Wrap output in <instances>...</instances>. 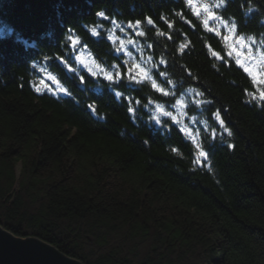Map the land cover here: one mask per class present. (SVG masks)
I'll use <instances>...</instances> for the list:
<instances>
[{
  "label": "trees",
  "instance_id": "trees-1",
  "mask_svg": "<svg viewBox=\"0 0 264 264\" xmlns=\"http://www.w3.org/2000/svg\"><path fill=\"white\" fill-rule=\"evenodd\" d=\"M214 2L264 52V0ZM204 21L184 0H0L3 229L81 264H264V101L248 94L260 89ZM68 30L94 64L123 72L138 63L169 95L91 76L65 43ZM110 33L134 42L137 62L114 50ZM44 67L70 95L53 93ZM115 91L141 101L135 113ZM184 96L210 152L203 164L179 125L151 119Z\"/></svg>",
  "mask_w": 264,
  "mask_h": 264
},
{
  "label": "snow or ice",
  "instance_id": "snow-or-ice-1",
  "mask_svg": "<svg viewBox=\"0 0 264 264\" xmlns=\"http://www.w3.org/2000/svg\"><path fill=\"white\" fill-rule=\"evenodd\" d=\"M184 2L187 4L189 8H192L194 14L199 17L201 15V11L207 12L208 16L211 19H218L219 17L216 16L215 12L210 9L208 6H204L203 9L200 8L198 4L194 6V0H184ZM222 2L227 4V0H222ZM221 5L217 4L216 8H220ZM96 16L102 18V19H109L108 16L106 15V12L103 10H99L96 12ZM146 22L148 25H154L155 21L151 16H148L145 18ZM159 19L163 20L164 17L161 16ZM111 22V21H110ZM142 21L137 19L134 22H130L128 24L129 29L139 27L141 25ZM208 20L206 19L204 21L205 27H208ZM87 28L88 26L85 25ZM91 36L93 37H100L101 36V31H99L96 27H92L89 29ZM209 31L215 32V29L209 28ZM230 32L231 34L228 36H224L223 39L227 42L229 40L232 41V45L229 46L230 50L228 52V56H235V63L239 64L241 67L244 68V71L249 73V75L252 77L253 83L260 89L259 95H256L254 92H249L248 94L253 96L254 99H259L261 101H264V76H261L258 72L254 73L250 68L244 66V60L242 59L245 55V52L247 51L246 49H241V44L244 41V37H239V43L236 42V36H238L239 33V25L237 24H231L230 23ZM9 34H11V30H9ZM138 36H144V32H137L136 33ZM163 35V33H160ZM216 35L219 36L220 33L216 32ZM107 39L111 41L113 44H115L118 40V37L108 35ZM170 39V37H169ZM66 45L68 46L69 44L72 46L73 49H76V46L79 44L80 48L84 47V43L82 42V37L77 34L76 32L72 30H68L67 36H66ZM129 43H134L133 41H129ZM79 51V49H76ZM117 53L124 52L128 55H131V53L127 52V49L124 46V41L120 40L119 41V46L114 49ZM181 51H183V47L181 48ZM213 56L219 57V53L213 52ZM49 57H45L44 60H48ZM56 59V57H55ZM75 59L81 63V65L87 70V73H89L93 77H99L102 78L103 80L108 82L109 86H115V88L119 87H127L129 85H144L147 83H151V87L155 89L158 93H162L164 96H168L169 93L166 92L163 88H161L157 82L156 79L153 78V76L144 68L141 67L140 64L135 63L131 67H126L124 68V71L122 72L120 69L122 65H114L113 67L115 68V71H109L105 69L104 67H101L99 64H94L93 66H90L84 61L80 59L79 56H75ZM151 59V57H149ZM60 60L63 64L67 65L69 63L68 60L64 59L63 57H60ZM127 64V61H124V65ZM164 64V61H161V66ZM35 67V65H34ZM45 69L41 68V72H44ZM71 72H75V69H69ZM158 75H163V72L158 73ZM48 80L49 82H56V87L58 90L66 95H70L69 91L67 88H64L60 86L59 81L56 80V77L53 76L50 72L48 73ZM79 80L83 82L84 80V75L79 76ZM41 84L44 83L43 80L40 81ZM36 91H40V88L37 87ZM115 95L117 98H124L126 102L129 104V107L127 108V111L130 113H135L136 109L131 107L132 104L139 105L141 103L140 100L138 99H133L132 97H125L124 93L121 91H115ZM147 106V105H145ZM92 111H95L93 106L89 105L88 106ZM156 111L157 115H153L151 117L152 121L159 125L160 127L164 128L166 127L167 124L169 123H176L179 124V121L176 119V117L173 116L171 111H166L162 106L157 105L156 106ZM219 115V114H217ZM167 118V119H164ZM220 124H224L223 120H220ZM181 131H185V129H181ZM232 133L229 131L228 135H231ZM212 136L215 137V132L212 133ZM230 147H234V145H229ZM196 150H197V163L203 164L205 163L210 156V152L205 149V147L200 144L196 143ZM173 151H177V149H173Z\"/></svg>",
  "mask_w": 264,
  "mask_h": 264
},
{
  "label": "rangeland",
  "instance_id": "rangeland-1",
  "mask_svg": "<svg viewBox=\"0 0 264 264\" xmlns=\"http://www.w3.org/2000/svg\"><path fill=\"white\" fill-rule=\"evenodd\" d=\"M214 2V0H212ZM215 3V2H214ZM198 4L200 6L201 9L204 8V6H208L210 9H212L209 5L204 4L201 0H196L194 1V6ZM216 7V5H215ZM222 8V6H221ZM220 8V9H221ZM201 14L204 16L205 19L208 20V22H214L215 19H211L207 12L205 11H201ZM216 16L219 17L220 19L224 20V16L220 13V12H215ZM226 22V21H225ZM215 23H217V27L221 28L222 26H224L225 29V34L226 36L230 35V28L226 26V24L222 21H220L219 19H217L215 21ZM212 29H217L215 27L210 26ZM124 29V28H122ZM219 33H222L221 30L217 29L216 30ZM124 32V31H122ZM112 36L117 37L116 34L114 33H110ZM123 40L121 38L118 37L117 41ZM124 41V46L127 49L128 53H131L128 48L129 45L133 46V43H127L125 40ZM236 42L239 43V37L236 36ZM224 44H225V54L228 56V52L230 50L229 46L232 45V41H225L224 40ZM135 48V47H134ZM241 49H246L247 51L245 52L244 57L242 58L244 60V66L250 68L254 73H259L261 76L264 75V53L262 52V50L260 49L259 45L252 39H244L243 43L241 44ZM88 53H79L80 59L82 61H84V63L93 66L94 65V61L87 56ZM128 55V54H127ZM130 57V59H132L133 63L137 62L136 58H134V54L131 53V55H128ZM230 57V56H228ZM231 58H235V56H231ZM129 59V60H130ZM142 59H147L143 54H142ZM236 59V58H235ZM79 64H81L79 61H77ZM144 62V61H142ZM154 64L151 63L149 64V68L151 69L153 67ZM142 67V66H141ZM145 70H147L145 67H142ZM148 71V70H147ZM149 72V71H148ZM249 74V73H248ZM162 106V105H160ZM166 111H171L173 116L176 117V119L179 121V127L181 129H185V133L195 142H198V139L200 137V133L198 132V130H196V118L190 117L188 116L187 112H186V108H187V99L184 97H182L180 100H178L174 105L173 108L171 110L166 109L164 106H162ZM158 113L155 111H152V116L153 115H157ZM166 119V118H164ZM154 123V122H153ZM155 124V123H154ZM176 124V123H175ZM157 127H160L159 125L155 124ZM18 173L20 172V167L18 168Z\"/></svg>",
  "mask_w": 264,
  "mask_h": 264
},
{
  "label": "water",
  "instance_id": "water-1",
  "mask_svg": "<svg viewBox=\"0 0 264 264\" xmlns=\"http://www.w3.org/2000/svg\"><path fill=\"white\" fill-rule=\"evenodd\" d=\"M0 264H81L36 238L20 239L0 226Z\"/></svg>",
  "mask_w": 264,
  "mask_h": 264
}]
</instances>
